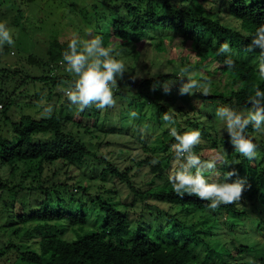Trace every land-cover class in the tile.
I'll return each instance as SVG.
<instances>
[{
	"label": "rangeland",
	"instance_id": "1",
	"mask_svg": "<svg viewBox=\"0 0 264 264\" xmlns=\"http://www.w3.org/2000/svg\"><path fill=\"white\" fill-rule=\"evenodd\" d=\"M229 2L171 0V5L174 10H187L194 16H207L226 27L242 30L240 21L228 12ZM99 3V0H0V23L11 30L14 41L13 45L0 47V105L5 106L6 99L12 98L7 112L10 120H18L22 113L36 119L46 117L43 110L49 105L52 113L61 111L66 97L60 89L67 88L74 77L65 70L64 61H47L48 43L51 39L62 42H70L73 38L81 42L91 40L93 30L99 26L106 35L111 34V18ZM101 14L105 21L99 19ZM105 48L111 49V55L124 63L125 70L122 78L117 77V87L113 88L115 106L103 111L97 109L98 116L89 124L92 138L88 134L80 136L96 157L86 158L81 165L59 164L55 166V175H52L53 166H45L42 185L66 184L67 188L60 189L59 194L53 196L55 202L61 200L59 206L64 216L42 226L35 221L19 220L25 210L37 204L31 194L12 196L0 192V264H28L22 261V253L38 251L42 237L54 236L72 241L87 231H99L104 218L94 204L96 199L114 203L125 213L130 232L140 221H149V215L154 217L159 210L164 211L162 219L148 222L152 225V235L167 244L176 242L182 245L191 239L187 246L196 264H252L264 258V132H257L250 125L246 128L245 136L251 138L257 148L255 158L245 160L230 143L224 122L215 115L218 107L225 106L221 95L228 97L237 92L240 83H232L231 77L220 71H211L212 62L207 58L210 48L205 42L193 49L189 40L178 36L173 41L166 39L161 51L147 41L126 47H119L115 41L114 46L108 43ZM34 61H40L42 66ZM243 63L254 69V73L258 70L255 58ZM244 67L242 71L246 72ZM182 68H187L188 74H182ZM43 75L55 80L54 87L33 81L32 77ZM60 75H67L68 79L58 84L56 80ZM189 78L210 81L209 94L205 96L201 91H194L191 96L180 95L181 85ZM164 86L172 92L160 95L159 89ZM122 93L124 97L120 96ZM185 104L192 109L189 120L193 119L194 110L203 106L215 115L212 122H207L204 116L196 120L201 122L198 130L201 142L193 151L202 160L213 159L217 154L224 155L227 164L217 161L214 169L205 170V177L209 182H223L224 173L235 170L237 175L227 182H245L240 201L214 211L190 205L187 207L190 211L180 213L184 208L182 205L160 202L151 197L154 191L172 190L168 176L176 158L170 151L171 144L175 143L170 135L171 127L181 134L195 130L192 122H185ZM94 108H86L83 112L91 115ZM1 110L0 134L9 133V123L4 120ZM133 111L137 113L136 117L130 116ZM235 111L241 114L248 112L244 108ZM166 112L173 116L175 124L170 125L163 120ZM67 113L73 115V110L69 109ZM71 129V124L65 125L66 131ZM47 137L39 138L46 140ZM147 158L158 160L156 164L162 168L161 179L150 171L152 162L137 165ZM103 160L120 170L128 168L130 182L145 198L135 196L115 176L108 174L103 180L101 172L106 167ZM23 169L20 165L12 183L21 187L37 184L35 178L21 177ZM81 214L85 217L83 223ZM72 215H76L75 221L71 219ZM173 215L184 223L176 222ZM175 224L179 228H169ZM191 225H194L192 233L196 235L190 233L188 227ZM144 227L146 230L150 225Z\"/></svg>",
	"mask_w": 264,
	"mask_h": 264
},
{
	"label": "trees",
	"instance_id": "2",
	"mask_svg": "<svg viewBox=\"0 0 264 264\" xmlns=\"http://www.w3.org/2000/svg\"><path fill=\"white\" fill-rule=\"evenodd\" d=\"M99 1L100 7H103L108 17L111 18L109 24L112 33L106 35L99 29V26L93 30L92 38L101 36L104 47L108 43L114 46L115 41L119 43V47H126L131 43L140 45L143 41H147L153 43L155 48L161 51L166 39L173 41L178 36L186 41L189 40L193 44V49L198 47L201 42H205L210 48L207 58L211 59L212 62L211 71L215 73L220 71L231 77L232 83H240L238 91L231 93L228 97L220 94L223 105L231 107L233 110L238 108L249 110L251 108V104L248 102L249 97L255 94L257 88L264 91V79L259 77L258 70L254 73V69L252 70L243 63L245 60L251 61L255 58V66L259 64L260 49L253 48L250 50L249 46L257 28L264 25V0H250V2L247 0H230L228 12L233 18L240 21L242 30L226 27L218 20L207 16H194L187 10H174L171 0ZM99 19L101 21L106 20L104 15ZM225 43L229 45L230 53L216 55L219 47ZM68 44L69 41L62 42L51 39L48 43L47 61H63V53L68 50ZM241 55H243L242 58H240ZM228 58L234 61V67L231 69L224 64V60ZM34 62L42 66L40 61ZM197 66L200 67V64ZM242 67L246 69V72L242 71ZM32 78L36 82L50 84L53 87L55 85V80L49 75ZM66 79H68L67 75H60L56 82L60 84L61 80ZM51 91H49L50 97L52 96ZM171 92L172 90L166 94ZM1 93L2 90L0 89ZM159 94H165L163 87L159 89ZM120 96L124 97L125 95L122 93ZM12 101V98L6 99L5 106H2L1 110L4 120L9 123L10 131L0 134V192H7L12 196L26 192L31 194L36 199L34 201L37 204L31 209L25 210L20 215L19 220L23 222L35 221L39 223V226H42L44 223L64 216L61 211L63 209L59 206L61 200L58 199L55 202L53 196L59 194L60 189L67 188L66 184L49 187L42 185L45 166H53L52 175H55L57 171L55 166L59 164L64 166L81 165L86 158L96 157L89 145L80 136L91 134L89 124L95 121L98 110L94 108L91 115L86 112L77 114L76 107L66 97V103L59 113H51L50 117L37 119L30 114L22 113L18 120L12 121L7 114ZM185 108H187L183 109L184 117H187L185 122L187 124L192 122L195 125V130H199L201 126V122H197V119L200 120L204 116L207 122H212L215 117L210 110H205L203 106V108L199 107L198 110H194L192 120L195 121H192L189 120V112H192V109L190 110L186 104ZM69 109L73 110V115L67 113ZM67 124H71L72 129L70 131L65 130ZM44 135L48 136L46 140H40L39 137ZM90 138H92L91 135ZM103 162L106 166L101 172L103 180L108 174L115 176L120 182H124L135 196L141 199L145 198V195L139 193L130 182L128 168L120 170L106 160ZM150 162H152V158H147L137 165L141 166ZM20 165L24 167L20 174L21 177L25 179L35 178L37 184L21 187L17 183H12ZM161 169L158 164H153L150 167L152 173H157V179H161ZM4 174H6L5 177ZM151 197L160 202L182 205L184 208L181 209L180 213L189 210L187 207L190 205L200 209H208L210 203V201H203L186 193L181 196L174 193L173 190L166 191L164 189L152 192ZM94 204L104 218L99 231H87L77 235L72 241L54 236L42 237L39 240L38 251L27 250L22 253V261L28 264H196L191 258V250L187 246L192 242L191 239L182 245L176 242L167 244L164 240L159 241V238L152 235V229H150L152 225L148 222L162 219L163 216L161 215L164 211L159 210V213H156L157 216L154 217L149 215V221H140L135 230L130 232L126 214L118 210L114 203L96 199ZM227 206L229 205H221L218 208ZM76 215H72L73 221L76 220ZM172 217L176 222L184 223L175 215ZM80 218L83 223L85 221L84 215L81 214ZM147 224L150 227L145 230L144 226ZM169 228L176 229L179 228V225L175 224L173 228ZM188 228L192 233L194 225ZM159 232L160 230L157 231V233ZM192 234L196 235L194 232ZM252 264H264V258L258 259Z\"/></svg>",
	"mask_w": 264,
	"mask_h": 264
},
{
	"label": "clouds",
	"instance_id": "3",
	"mask_svg": "<svg viewBox=\"0 0 264 264\" xmlns=\"http://www.w3.org/2000/svg\"><path fill=\"white\" fill-rule=\"evenodd\" d=\"M4 44L13 45L14 41L11 30L4 23H0V47ZM81 44L82 47H79ZM249 48L250 50L260 49L258 75L264 79V25L257 28ZM111 51L103 46V38L96 36L83 42L73 38L68 44V50L63 53L65 70L74 78L67 88L60 90L78 112L93 106L101 111L115 106L113 88L117 87V77L122 78L125 66L121 60L111 55ZM230 51L229 45L225 43L219 47L216 55H223ZM224 64L230 69L234 67V61L231 58L225 59ZM188 71L187 68L181 69L182 74H188ZM163 89L165 93L170 91L167 86ZM194 91H201L203 95H208L210 81L202 82L189 78L181 85L179 94L191 96ZM248 102L251 108L246 114L238 113L228 106H220L216 109L215 115L224 122L235 151L251 160L256 156L257 145L251 138L245 136V130L251 125L255 131L264 132V91L257 88ZM52 111V106L49 105L44 108L43 113L50 117ZM130 116L136 117L137 113L133 111ZM163 120L170 125L175 124L173 116L167 112L163 115ZM170 135L175 139V143L170 146V151L174 153L176 159L168 176V182L174 193L181 196L186 193L200 200L210 201L208 208L213 211L221 205H230L241 200L245 182L242 180L227 182L237 175L235 170L224 173L223 182H209L206 179L205 170L214 169L217 161L225 165L227 161L223 154H217L210 160H202L194 153L193 149L201 142L200 131L193 130L181 134L175 127H171ZM152 163L156 164L158 160L153 159Z\"/></svg>",
	"mask_w": 264,
	"mask_h": 264
},
{
	"label": "built area",
	"instance_id": "4",
	"mask_svg": "<svg viewBox=\"0 0 264 264\" xmlns=\"http://www.w3.org/2000/svg\"><path fill=\"white\" fill-rule=\"evenodd\" d=\"M2 108V106L0 105V109Z\"/></svg>",
	"mask_w": 264,
	"mask_h": 264
}]
</instances>
